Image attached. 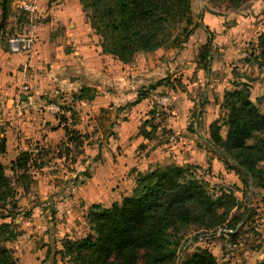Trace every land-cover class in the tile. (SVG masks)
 Here are the masks:
<instances>
[{
    "label": "rangeland",
    "instance_id": "374dc122",
    "mask_svg": "<svg viewBox=\"0 0 264 264\" xmlns=\"http://www.w3.org/2000/svg\"><path fill=\"white\" fill-rule=\"evenodd\" d=\"M192 10L195 22L208 28V32L204 30V37L196 38L194 48L186 45L181 51L160 49L159 55L152 53L150 56L136 57L133 63L125 67L109 58L104 68L90 72L89 78L96 82L94 100L75 102L73 92L59 90L58 97L49 101L63 111L61 115H53L76 135H73L74 142L65 138L49 149L35 146L33 149L38 152L35 151L33 155L37 161L29 171L27 184L10 174L18 200L16 224L19 236L16 242L7 243L6 246L11 250L16 264H70L62 260L57 252L67 238L79 239L87 235V211L84 215L79 211L77 219V214L65 215V211L56 209V205L48 204H85L82 198L84 193L81 198L77 196L93 173L101 166L102 172L106 173L111 165H117V158L123 152H132L133 143L136 141V147L138 140H141V144L134 153V161L142 167V173L169 164L190 167L196 176L207 182L211 194H218L222 190L235 194L237 204L234 214L246 212L234 239L228 234L237 231L220 230L215 235L200 238L198 243L189 241L185 246L188 252L207 248L219 264H258L264 260V190L251 187L248 193L241 176L235 171L225 170L218 152L207 144L210 125L221 122L225 116L221 106L224 93L234 90L235 85L248 82L252 102L264 113V68L249 63L261 54L259 37L264 34V0H241L237 8L225 0H193ZM18 11L22 12L21 9ZM23 15V12L19 15L21 21L26 17ZM201 28L196 30L194 36ZM22 31L18 34L24 33ZM210 35L212 73L208 75L199 68V55ZM195 64L198 66L195 67ZM122 75L126 80L120 85L114 83ZM110 78L111 81H108ZM157 83L163 85L152 91L147 100L137 107H127L136 100L140 91L144 92ZM164 96L169 97L166 106L154 100V97ZM38 100L44 101L43 98ZM213 103L218 115L215 121L205 117L207 106ZM152 111H156L155 119ZM182 122L185 123L183 127L180 125ZM176 126H180V129ZM142 130L150 132L149 140L140 136ZM179 130L182 133L177 134ZM226 131L223 127V136ZM182 136L188 139L191 147L188 151L190 158L183 165L172 157L165 159L162 165L148 163L155 154L153 151L164 145L168 149L173 147L175 157L181 155ZM196 140L202 145L196 144ZM137 171L132 168L125 176L126 180L119 182L126 184L128 191L134 186L129 183L131 174L134 183ZM106 191L109 197L105 203L110 204L113 191L109 188ZM128 191L121 192V195ZM2 210L5 215L6 209L0 207V214Z\"/></svg>",
    "mask_w": 264,
    "mask_h": 264
},
{
    "label": "trees",
    "instance_id": "16d2710c",
    "mask_svg": "<svg viewBox=\"0 0 264 264\" xmlns=\"http://www.w3.org/2000/svg\"><path fill=\"white\" fill-rule=\"evenodd\" d=\"M193 0H79L85 22L89 26L90 41L101 55L111 56L124 65L134 62L139 54L160 49L185 48L202 23H196ZM237 8L241 0H225ZM11 1L3 0L0 31L5 30L11 13ZM208 32V28H205ZM212 36L200 51L199 68L212 73ZM261 54L248 60L264 68V34L259 37ZM163 83L139 92L136 100L127 104L133 108L148 99L149 94ZM96 88L82 86L73 92L75 102L92 101ZM222 109L225 116L209 127L207 141L210 149L218 152L225 170L235 171L247 188L264 190V113L251 100L248 82L226 91ZM153 119L156 111H152ZM225 127L226 135L221 131ZM68 141L75 132L65 127ZM76 135V134H75ZM149 140L150 132L140 133ZM6 143L0 139V154ZM36 158L24 152L10 165L0 162V264H16L7 243L16 242L18 200L12 177L26 184ZM236 197L222 190L210 193L205 180L196 176L190 167L169 164L144 173L138 172L129 193L105 207L93 204L85 221L88 233L79 239L64 240L57 255L70 264H219L207 248L188 252L185 246L198 243L202 237L215 235L220 230L237 231L246 212L234 214ZM11 219L10 222H5ZM193 233V234H192ZM228 234L235 238L236 234ZM190 238V239H189ZM55 264V263H54ZM258 264H264V260Z\"/></svg>",
    "mask_w": 264,
    "mask_h": 264
},
{
    "label": "crops",
    "instance_id": "0c3cea01",
    "mask_svg": "<svg viewBox=\"0 0 264 264\" xmlns=\"http://www.w3.org/2000/svg\"><path fill=\"white\" fill-rule=\"evenodd\" d=\"M10 1L11 13L6 21L5 30L0 31V139H4L6 143V152L0 154V162L3 164H11L24 152L33 155L37 150L33 148L37 145L49 149L59 145L63 139H67L65 126L52 113L45 110H20L17 107V99L22 97V86H29L36 98H43L44 101L49 102L58 97L59 90L77 92L82 86L96 88V82L89 78L90 72H96L99 67L104 68L109 58L114 60L111 56L101 55L90 43L89 28L85 22L79 0H39L36 19L40 18V20L38 23L36 22L33 29L36 38L33 54L29 59L23 53L10 52L7 46L10 34L23 32L22 30L30 27L26 17L22 21L19 19V15L22 13L18 11L19 4L24 0ZM2 4L3 0H0V22L3 15ZM205 28L206 26H203L195 36L191 37L187 44L188 47L194 48L196 38H202V35L204 37ZM158 53L159 51H156L153 54L159 55ZM150 54L152 53L139 54L137 57L150 56ZM114 61L119 65L126 66L117 60ZM100 71L104 72V70ZM199 75L202 74L199 73ZM117 79L114 81L117 85L126 80L124 75ZM108 81H111V78ZM214 106V103L207 106V114H205L206 118H211L213 121L218 119ZM184 124L180 123L181 127ZM178 127L180 129V126H176V128ZM205 127H208L206 123ZM181 130L177 134H180ZM180 139L181 155L178 154L175 157L172 153L173 147L168 149V146L164 145L161 149L153 151L155 152L152 156L154 159L149 158L148 163L162 165L165 159L172 157L174 160L177 159L179 165L181 163L183 165L187 158H190L188 151L191 147L186 137L182 136ZM135 142L132 152H123V155L117 158V165H111L107 168L106 173L102 172L103 166H101L80 189L77 197L81 198L84 193L82 198L85 200V204L48 205H56V209L65 211V215L68 216L77 214L76 218L79 219V211H81V215H84V212L88 211L93 204L108 207L114 202H120L121 192L128 191L129 188H126V184L119 182H122L123 179L126 180L125 176L129 175L132 168H136L139 172L144 171L139 163L134 161L136 157L134 153L137 146L141 144V140L137 141L139 143L136 147ZM194 142L202 145L199 140ZM193 145L195 144L193 143ZM133 179L134 176L131 174L129 183L134 185ZM107 188L113 191V195L110 196L112 200L110 204L105 203L109 197L106 194ZM82 205L84 207H81Z\"/></svg>",
    "mask_w": 264,
    "mask_h": 264
},
{
    "label": "built area",
    "instance_id": "2783aa9c",
    "mask_svg": "<svg viewBox=\"0 0 264 264\" xmlns=\"http://www.w3.org/2000/svg\"><path fill=\"white\" fill-rule=\"evenodd\" d=\"M38 4L37 0H24V2L19 5V9L26 15L29 28L24 30V33L18 34L14 33L8 38L7 46L10 52L12 53H23L29 59L34 52L36 45V38L34 33L35 20L38 13ZM22 97L17 99V107L20 110H37V111H48L55 115L63 114L61 108L53 102L39 101L34 94L31 92L30 88L26 85L21 88ZM154 100L157 104L166 106L169 102V97H154ZM38 151L36 150V153Z\"/></svg>",
    "mask_w": 264,
    "mask_h": 264
},
{
    "label": "water",
    "instance_id": "95a60500",
    "mask_svg": "<svg viewBox=\"0 0 264 264\" xmlns=\"http://www.w3.org/2000/svg\"><path fill=\"white\" fill-rule=\"evenodd\" d=\"M202 8H204V4H202Z\"/></svg>",
    "mask_w": 264,
    "mask_h": 264
}]
</instances>
